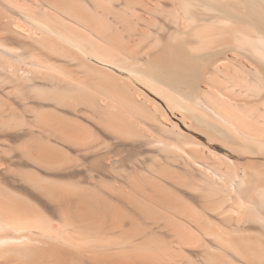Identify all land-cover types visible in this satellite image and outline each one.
<instances>
[{
	"label": "bare ground",
	"instance_id": "1",
	"mask_svg": "<svg viewBox=\"0 0 264 264\" xmlns=\"http://www.w3.org/2000/svg\"><path fill=\"white\" fill-rule=\"evenodd\" d=\"M0 264H264V0H0Z\"/></svg>",
	"mask_w": 264,
	"mask_h": 264
}]
</instances>
